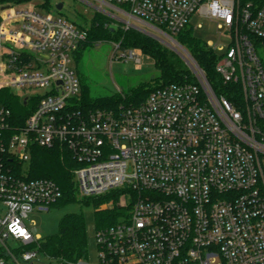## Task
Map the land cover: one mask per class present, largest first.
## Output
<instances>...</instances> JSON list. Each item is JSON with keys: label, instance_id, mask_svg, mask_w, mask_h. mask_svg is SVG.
<instances>
[{"label": "built area", "instance_id": "obj_1", "mask_svg": "<svg viewBox=\"0 0 264 264\" xmlns=\"http://www.w3.org/2000/svg\"><path fill=\"white\" fill-rule=\"evenodd\" d=\"M34 1L0 0V90L25 91L14 92L25 105L37 101L18 128L0 103V242L7 254L0 264H42L40 256L48 264H90L36 249L18 256L6 244L36 245L27 220L62 198L53 180L29 178L34 146L71 152L84 197L121 190L118 221L97 230V264H264V64L256 45L264 41V0H98L129 19L115 16L126 29L181 49L175 37L194 15L215 23L231 43L207 46L218 55L223 82L239 86L241 109L215 94L183 49L195 81L156 87L138 105L82 109L71 63L88 31L37 11ZM140 55L127 49L121 58ZM43 88L50 89L45 97L26 93Z\"/></svg>", "mask_w": 264, "mask_h": 264}, {"label": "trees", "instance_id": "obj_2", "mask_svg": "<svg viewBox=\"0 0 264 264\" xmlns=\"http://www.w3.org/2000/svg\"><path fill=\"white\" fill-rule=\"evenodd\" d=\"M80 27L85 28L83 26ZM87 31V44L98 43L99 40L111 36L115 43H120L121 49L140 48L145 55L155 60L157 68L161 71V75L156 79L159 83L153 86L152 84H142L138 87L131 88L127 94L122 96L116 95L96 98L92 96L89 85L80 78L82 109H115L120 104L138 105L145 101L156 87L176 82L195 81L191 73L178 70L176 65L168 58L161 57L159 49L161 44L151 37L145 36L135 30H129L125 31L121 38L115 40V31H111L109 27L104 25L103 21L98 19ZM106 34L107 37L105 36ZM175 38L189 52L205 73L215 94L218 97H226L235 103L238 109H241L242 94L239 86L225 84L216 72V64L218 61L217 53L209 48L206 43L197 39L191 29L186 28ZM256 45L258 53L261 50L264 57V41L258 40ZM0 103L13 111L15 116L14 126L16 128L23 126L26 119L37 108V101L30 100L25 105L21 101V98L9 89L0 90ZM28 167L30 179L46 178L58 184L62 191V198L55 206L65 205L76 200V194L79 189L75 182L73 170L77 167V164L71 152L61 148L48 149L34 146L31 149V161ZM18 170L21 171V166H18ZM121 194V190H118L99 198L95 197L94 205L98 229L109 227L118 221L120 215L118 202L120 201ZM108 202L113 205H107ZM32 249H36L41 254L50 258L64 259L69 262L87 259L88 249L85 219L82 215L78 214L65 215L59 223L56 234L40 239L36 245L20 247L16 254L19 256L23 251ZM0 257H7L4 249H0Z\"/></svg>", "mask_w": 264, "mask_h": 264}, {"label": "rangeland", "instance_id": "obj_3", "mask_svg": "<svg viewBox=\"0 0 264 264\" xmlns=\"http://www.w3.org/2000/svg\"><path fill=\"white\" fill-rule=\"evenodd\" d=\"M33 4L37 6V11L41 13L51 12L55 15H62L77 26H83L86 29L91 28L97 19L101 20L111 31H115V40L121 38L125 31L135 30L126 29L127 24L115 18L116 16L128 22L129 19L127 17L118 14L111 7L102 4L98 0H35ZM59 4L63 5L61 11L56 9ZM131 23L155 35V32H152L151 29L139 26L134 21H131ZM188 29H191L194 36L206 44L213 42L217 47L227 48L231 43V38L224 34V32L218 31L215 23L198 13L192 17ZM138 32L142 33L141 31ZM144 35L151 37L147 34ZM105 36L107 37V34ZM151 38L161 44L159 47L161 57L168 58L176 65L178 70L185 73L189 72L193 75V70L188 60L184 58L185 53L181 47L176 44H172L173 47H170L155 37ZM115 45L113 37L108 36L106 39L99 40L98 43H86L72 57L71 68L79 78L89 85L93 97L122 96L127 94L133 87H138L142 84H152L153 86L159 83L156 79L161 75V71L157 68L155 60L152 57L145 55L140 48H135L142 55L136 59H122L121 55L125 50L120 49L116 51ZM259 55L264 64L261 50H259ZM14 92L20 95L25 93V91H21L20 89H14ZM26 93L32 97H45L50 93V89H29ZM94 204L95 197H84L78 191L74 202L54 206L47 213L33 214L27 220V224L36 238L43 239L58 232L59 223L65 215H82L85 219L87 233L88 257L86 260L90 264H97L99 260L97 241L98 223ZM107 205H110L109 202ZM6 244L8 248L16 253L21 245L13 239L7 241ZM0 249H4L1 242ZM39 258L42 264H48V260L43 256Z\"/></svg>", "mask_w": 264, "mask_h": 264}, {"label": "water", "instance_id": "obj_4", "mask_svg": "<svg viewBox=\"0 0 264 264\" xmlns=\"http://www.w3.org/2000/svg\"><path fill=\"white\" fill-rule=\"evenodd\" d=\"M56 9H57L58 11H61V10L63 9V5H62V4L57 5ZM158 39H159L160 41L164 42L165 44H167L168 46L173 47L171 44L167 43V42L164 41L163 39H160V38H158ZM182 49L188 54V56L191 57V55L186 51V49H184V48H182ZM184 58H185L186 60H188L185 56H184ZM188 62H189V61H188ZM189 64H190V63H189Z\"/></svg>", "mask_w": 264, "mask_h": 264}]
</instances>
